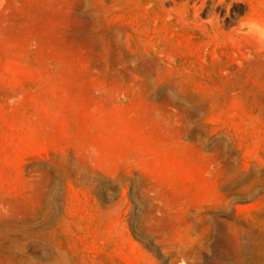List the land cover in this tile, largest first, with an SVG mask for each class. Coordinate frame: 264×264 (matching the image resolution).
<instances>
[{"label":"rangeland","instance_id":"obj_1","mask_svg":"<svg viewBox=\"0 0 264 264\" xmlns=\"http://www.w3.org/2000/svg\"><path fill=\"white\" fill-rule=\"evenodd\" d=\"M0 264H264V0H0Z\"/></svg>","mask_w":264,"mask_h":264}]
</instances>
